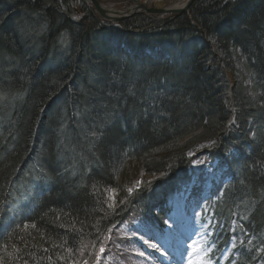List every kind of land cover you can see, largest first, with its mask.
Listing matches in <instances>:
<instances>
[{"label": "trees", "instance_id": "1", "mask_svg": "<svg viewBox=\"0 0 264 264\" xmlns=\"http://www.w3.org/2000/svg\"><path fill=\"white\" fill-rule=\"evenodd\" d=\"M201 144L230 179L201 206L209 258L264 264V0L115 26L88 0H0V264H135L121 225L168 206Z\"/></svg>", "mask_w": 264, "mask_h": 264}, {"label": "rangeland", "instance_id": "2", "mask_svg": "<svg viewBox=\"0 0 264 264\" xmlns=\"http://www.w3.org/2000/svg\"><path fill=\"white\" fill-rule=\"evenodd\" d=\"M113 10L124 11L135 4L146 5L149 8H166L176 5L179 0H98ZM91 6V3H90ZM76 9V8H75ZM77 13L79 12L78 9ZM80 17V14H77ZM159 18V17H158ZM161 18V17H160ZM106 22V21H105ZM209 148V144H201L191 152L193 157L192 186L201 187V196H204L212 183L220 176V171L214 162H206L202 153ZM210 163V164H208ZM138 163L127 161L124 172L120 177L122 182L138 186L139 180ZM147 181L153 178H146ZM145 179V180H146ZM190 185L177 192L172 199L171 210L165 218L162 230L157 231L149 226L141 227L137 222L133 225L139 231L137 239L147 250L145 259L137 264H200L197 259L199 251L195 252L194 245L197 241V228L195 226L193 199L190 197ZM135 187V188H136ZM195 201V200H194ZM127 234L132 231L125 227Z\"/></svg>", "mask_w": 264, "mask_h": 264}, {"label": "water", "instance_id": "3", "mask_svg": "<svg viewBox=\"0 0 264 264\" xmlns=\"http://www.w3.org/2000/svg\"><path fill=\"white\" fill-rule=\"evenodd\" d=\"M92 4L94 5V8L96 9L97 13L101 15L104 19L111 20L114 22H121L126 19L132 18L138 14H144L149 16H181L182 14L186 13L195 0H189L186 5H184L182 8L177 9L174 6L156 9V8H149L146 5H137L132 9H127L125 13H119L118 16L110 18L108 14L106 13V8L103 7V5L100 4L98 0H90Z\"/></svg>", "mask_w": 264, "mask_h": 264}, {"label": "snow or ice", "instance_id": "4", "mask_svg": "<svg viewBox=\"0 0 264 264\" xmlns=\"http://www.w3.org/2000/svg\"><path fill=\"white\" fill-rule=\"evenodd\" d=\"M233 123H234V121H233ZM93 135H95V133H93ZM141 183H142V181H137V184H141ZM107 191L109 193H113V190L112 189H108ZM135 191H136V188L135 187H130V188L127 189V193L129 195L133 194ZM108 199H109V201H111V203L108 204V206L111 208V207L114 206V203H115L114 193L112 195H110ZM244 218L246 219L247 217H244ZM165 223H167V221H165ZM24 227H25V229H27L28 226L25 225ZM31 227L32 228H35L36 226L35 225H32ZM243 243L244 242L241 241V244H243ZM261 251L264 252V249H262ZM100 252H104V248H101L100 249ZM140 255H143V253H140Z\"/></svg>", "mask_w": 264, "mask_h": 264}, {"label": "bare ground", "instance_id": "5", "mask_svg": "<svg viewBox=\"0 0 264 264\" xmlns=\"http://www.w3.org/2000/svg\"><path fill=\"white\" fill-rule=\"evenodd\" d=\"M188 1H189V0H179L178 3H176L175 8H177V9L182 8L184 5L187 4ZM105 11H106V13L108 14V16H109L110 18H113V17H115L116 15H119V13H118V14L115 13V12L112 11L110 8H106Z\"/></svg>", "mask_w": 264, "mask_h": 264}]
</instances>
